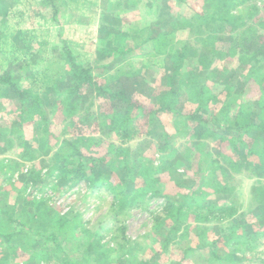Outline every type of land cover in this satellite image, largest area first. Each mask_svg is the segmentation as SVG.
I'll list each match as a JSON object with an SVG mask.
<instances>
[{
    "label": "trees",
    "instance_id": "1",
    "mask_svg": "<svg viewBox=\"0 0 264 264\" xmlns=\"http://www.w3.org/2000/svg\"><path fill=\"white\" fill-rule=\"evenodd\" d=\"M4 1L7 2L9 0H0V84L12 90L13 94H9L13 97V101L17 99V101H15L17 102V109L15 111H20V115L17 116L20 120L16 121L18 122L15 124L16 127L21 124V122L23 123V121L31 120L32 123L34 122L36 132H38L37 141L43 144L46 141L44 138L48 137L45 136V133L50 131L51 119L47 115V108L45 107L47 106L46 99H41L38 96L39 94L33 91L31 87L29 89L20 90L17 82L18 77L16 78L14 76V69L5 67L4 61L8 59V52L3 47L9 43L10 38H13V43L10 46L12 54L16 55V53L24 51L27 57H32V63L33 61L36 63L37 59L43 60L47 58L45 57L46 51L54 55L65 57L62 69L65 72V65L69 66V80L62 83L63 89L57 86L49 90L50 88L47 89L46 86V91H49L45 93L47 96L54 95L52 96L53 98L57 96L62 99L61 101L64 103L62 112L66 120L76 116L80 106H82L80 99L83 96L82 94L87 91L85 90L87 87V89L90 90L95 89L98 95L106 96L110 100L112 105L111 110H113V112L109 113V122L106 121L108 115H103V122L107 124L110 131L119 138L122 144L127 143L128 140L134 136L133 132L137 130L134 122L139 116L146 114L147 117L149 116L150 118L159 117L162 112L174 113L177 116V118L172 121L174 122L176 130L175 134H170L166 127L163 129V134L164 136L166 135V139L162 148L164 150L169 149L173 150V152H177L179 147H182L183 149L185 148L188 153L191 152V156H188V160L191 164H196L199 169L204 170V173L207 172L200 177L199 188L179 185L180 188L183 187V189L188 190V192L187 194H180V196H178L180 198L174 200L169 193H166V190L163 192L161 179L152 175V172L155 170H157V172L159 171L158 168H152V171L143 169L140 174L144 175V181L139 184L138 188H135V186L133 190V194H138L139 197L135 200L129 199L131 204H138L139 201H145L143 197L147 196L148 193L152 194V196H163L166 198L165 214L163 216H157L156 224L154 225V230L157 233H162L160 229L163 226L168 231V235L164 236L166 239L163 246L164 248L168 249L170 242L177 237V232L181 227L180 222L182 220L184 222L188 220L189 222L190 219L187 217L191 214L194 215L192 217L196 221L204 223L215 222L221 225L219 235H217L218 237L213 240H210V236L208 237L211 228H203L199 233L200 244L198 248H209L212 253L211 255L222 260L224 264H239L242 262V259L239 260L237 258V254H240V252H236L237 250L235 247L238 248V246L250 245V248H255L256 246L262 245L264 239V58H261L258 54H251V56H249L250 53L246 52V54L244 49L245 45L251 47L252 43L256 41V36H258L260 28H264V21L256 26L254 24H249L244 19L243 7L246 5H248L247 8L250 10L251 16L254 17L259 14L258 7L256 4L252 3V0H205L204 5L206 9H203L202 12L194 11L188 5L186 14L174 13L172 11V1L182 5L185 4L187 0H105V11L107 13L103 11L102 16L106 28L98 30L97 53H102L101 55H103V58H116L123 55L124 57H122V60L128 61L133 56H144L143 54H134L142 45L141 49L144 48L143 50L146 56H154L152 50L156 51V48H158L160 49V54L169 56L171 60L168 62L172 68V73L167 74L169 80L171 79L172 82V79L176 75L183 85V91L181 92L176 91L170 85V90L165 93L159 101L157 100V104H154V106L157 107H155V109H151L149 106L143 104V98L135 97V95H129L124 92V88L122 87L121 89H117L116 85H114V89H108L100 85L93 76V68L87 65L89 60L80 58V53L74 49L72 51L67 50L69 40L63 35V28H60L56 34L61 36L60 40L63 46L60 47L55 43L50 44V38L48 40L46 39V35L48 37L52 35V30H47L46 26L42 29L37 28V30L34 28L28 29L26 27L27 23L34 22L37 17L41 19L45 18L43 16V7H50L53 12V19L57 22L62 6L67 10L65 14L67 13L68 18H71L73 14L69 11L72 9L73 11L80 10V6L89 9V6L93 3L91 0H16L12 5L10 3L11 7L10 5L6 7L4 4L6 2ZM93 5L95 7L97 6V4L95 5L94 3ZM156 7L162 9L160 16H163L162 18L164 19H161V21L164 25H168L167 30H165L167 32H156L157 30H155V28L157 27L158 19L150 23L146 30L141 29L144 25L135 29L131 26L130 22L127 23L130 26H123L124 14H129L132 10H140L143 8L145 10L147 9V16H149ZM69 8L72 9L70 10ZM10 10L15 14L16 24L18 25L16 29L10 26L8 19ZM79 13V15H81L87 12L83 11ZM80 19L81 18H78L75 22L79 23L78 20ZM146 20L145 18L144 22ZM176 32L180 34L187 33L189 36L192 34L195 36L196 42L193 39L179 40L177 47H175L172 37ZM255 32H257V35ZM204 36H212L213 39L211 41ZM221 36H225V38L223 39ZM34 42L38 45L37 52H35L36 54L30 51L31 49L34 51ZM218 42L225 43L226 47L223 46V48L221 46V48H219ZM167 52H171L172 54H168ZM132 54L134 55L132 56ZM235 54L240 55L241 68L232 70L222 68L221 78L217 77L214 79L217 81L216 83L221 82V84H219L224 87H210V81L215 83L213 78H211V76L214 75L213 69L214 71H221L218 68H212L214 59H225ZM1 55L4 56V58H2ZM244 55H246L249 60L243 59ZM98 58H100V56ZM30 59H28L27 64H30ZM186 61H190L194 66L190 67L189 63L187 64L188 66H184ZM248 64L250 68H247L246 65ZM49 66H52V64L50 63ZM132 66L135 67V72L142 73L149 65L141 63L139 66L136 64ZM47 67L48 66H44L43 71H47ZM19 68H21V66ZM211 68V73L207 74ZM244 69L248 70V73L246 72L247 77L244 80L240 79L239 85L241 86L239 88V86H235L233 82L242 74L241 71ZM27 71L29 77H36L34 73L35 70H32V68H28ZM133 73L128 74V77L133 76ZM59 75L60 72L51 73V77L48 78V81L50 78H56L58 82H62L61 78H58ZM71 79H74V85H70ZM249 80L260 86L262 91L261 96L254 99L248 97L249 95H247L246 88ZM35 81L39 82L38 79ZM224 92V97L221 100ZM183 93L186 94V100L184 101L185 105L180 107L178 99ZM188 103L193 105V107L187 109L186 104ZM4 109L5 106L2 105L0 107L1 113L9 112L11 107H7L6 110L3 111ZM58 109L54 111L53 114L57 113ZM82 119L88 122L90 116H85ZM222 126L225 130L221 128ZM229 126L231 128H227ZM22 130L23 131L20 133L17 129L18 133L14 136L19 134V138H23L25 131L24 129ZM186 131H189L190 135L195 138V134L197 133V136L201 135V138L203 136L208 138L212 137L214 139L218 137L226 139L228 134L230 135L232 132H235L237 134L236 137L242 140L239 144L245 146L246 149L242 148L240 150L236 146H234V149L240 154L243 161L238 163L230 160L227 164L233 169L232 171L236 173H243L246 169L251 175L263 178L258 180V185L253 189L255 195L258 193L257 199L260 200L259 203L261 206V208L259 207V211L257 208V212H259L258 227L255 228L254 223H249L246 214H244V216H238L240 212L237 209L238 207H236V205L239 204L238 197L234 195V180L225 175L226 168L228 167L222 163L220 158V156L223 157L225 155L223 154L224 152L219 150L218 157L216 158L214 156V158H212L213 161H208L209 151L208 153L205 151L206 144L204 141H202L200 137L197 138L196 141L193 140L190 138L191 136H188ZM152 132L153 131L150 130L149 133L151 134ZM2 134L3 130H0V135ZM236 137L233 138V136H231L234 140ZM83 143L85 144L82 139L75 144L71 143L72 149L62 157L57 166L59 176L64 175L69 179L75 180L76 183L84 182L91 190L105 188L113 194L114 198L117 200H119L121 196L124 197L122 195L124 191L119 189L118 184H115L112 178H109L108 174L105 172L98 171V166L93 164L96 160L87 159L89 156L85 155L83 149L80 148ZM200 146L202 149L204 148V152L202 157L196 161L194 159L195 155L193 156V154H195L197 150H202ZM121 147L122 146H119V148ZM37 150L36 145H24L21 155L25 159L33 161L37 159ZM125 151L121 150V152ZM209 155L211 156V154ZM253 156H256L258 161H250V158ZM91 161H93V163H91ZM15 164L17 165L16 162H14V165ZM7 165H9L8 162L0 161V168ZM13 169L16 168L11 167V171ZM0 170L2 171V169ZM217 170L223 172H221L222 179L218 177ZM4 173L5 177H3V181L8 183L9 190L4 189L2 186V191H0V194L5 198L4 202L0 205V245L13 246L16 243L20 244V250L23 251L22 253L26 255L29 254L27 263L33 261L37 262V258H45L44 254H46V251L41 247L43 246L42 243L38 242L37 248L33 246L38 241L36 240L37 237H39V241L40 237L49 241H54L53 239L59 234L52 231V225H58L56 229L58 233H64L63 231L70 229L77 230L80 229L82 225L84 226L81 221L75 224L66 217H59V213L57 212L53 214L48 213L50 207L37 206V204L35 206L36 211L33 212L31 218H27L25 208L18 212L20 214L16 213L20 203L24 201L27 202L26 197H28V195H25V189L33 187L37 190L35 186L40 184L38 181H34L35 184L29 183V181L32 182L31 176L34 173L33 171L29 175L19 176L20 180H23L25 184H29V186H22L21 188H18L12 182L13 175L8 176L7 173H9V169ZM133 181H137V176L133 178ZM204 187H213L216 192L225 193L226 197L224 201L219 204L208 201V192ZM13 192L16 193L17 200L10 204L9 201ZM198 198H200V201L197 200ZM40 200H45V198ZM34 201V203H36L38 200ZM168 227L171 228L168 229ZM122 228L124 230L125 227ZM237 229L239 230L238 232H236ZM83 231L84 233L87 232L85 227ZM221 241L225 242L227 247H230V251H227L226 254L223 255H220L217 249L218 242ZM94 243L88 244V248L85 249V251H87L85 258L86 262L89 263L98 256V258H102L99 264H107L108 262L106 260L110 259L111 253L116 249L109 247L108 249L100 250L101 247L99 246L103 245L101 241L95 243L98 246H95ZM12 249H16V253L19 252L18 248L13 247ZM191 250H193V248L189 251ZM31 251L32 253H37L30 255ZM95 252H100V254L103 255L100 256L99 254H95ZM141 261L143 264H149L148 261ZM0 264H2L1 258ZM58 264L81 263L74 261L70 257H65L62 258L61 262Z\"/></svg>",
    "mask_w": 264,
    "mask_h": 264
},
{
    "label": "rangeland",
    "instance_id": "2",
    "mask_svg": "<svg viewBox=\"0 0 264 264\" xmlns=\"http://www.w3.org/2000/svg\"><path fill=\"white\" fill-rule=\"evenodd\" d=\"M15 1L16 0L4 1L6 2L4 4L6 7H9L10 3L12 5ZM91 1L95 5L97 4V6L95 7L92 3L89 9L80 6L81 9L75 11L69 8L70 10L72 9L69 11L73 14L71 18H68L67 13L65 14L67 10L62 6L57 22L53 19V12L50 7H43V16L46 19L37 17L34 22L27 23L26 27L28 29L34 28L37 30V28L42 29L46 26L47 30H52V35H49V37L46 35V39L48 40L50 38V44L55 43L60 47L63 46L60 40L61 36L56 34L60 28H63V35L69 40L67 50L72 51L74 49L80 53V58L89 60L87 65L93 68V76L100 85L108 89H114V85H116L117 89H121L122 87L124 88L123 91L129 95L143 98L144 102L142 103L149 106L151 109H155L156 106H154V104H157V100L159 101V99L170 90L171 86L176 91H183V85L176 75L172 79V82L171 79L169 80L167 74L172 73V68L168 62L171 60L169 56L160 54V49L158 48H156V51L152 50L154 56H146L143 50L144 48L141 49L142 45L134 54H143L144 56L136 57L132 54L133 57L128 61L122 60V57H124L123 55L116 58H103V55H101L102 53L98 54L96 51L98 30L106 28L102 16V12L105 11L106 8V3L105 0ZM252 3L256 4L258 7L259 14L254 17L251 16V12L247 8L248 5H246L243 7L244 19L249 24L258 26L257 24L264 21V0H252ZM204 4L205 0H187V2L182 5L172 1V11L174 13L186 14L187 6L189 5L194 11L202 12L203 9H206ZM160 7L154 8L149 16H147V9L145 10L143 8L140 10H132L129 14H124L123 26H130L127 24L130 22L133 28L138 29L144 25L141 29L146 30L150 23L158 19V24L155 28V30H157L156 32H167L165 30H167L168 25H164L161 21V19L164 18L160 16L162 13ZM11 10L8 19L10 26L16 29V26L18 27L16 24L17 21L14 12ZM83 11L87 13L79 15V12ZM78 18H81L78 20L79 23L75 22ZM145 18L147 20L144 22ZM255 33L257 35V32ZM190 35L191 36L187 33L180 34L176 32L172 37L174 46L177 47L179 40L193 39L196 42L195 36L192 34ZM256 37V41L252 43L251 47L245 45L244 51L245 53H250L249 56H251V54H258L261 58H264V28H260L259 34ZM221 38L224 39L225 36H221ZM12 43L13 38H10L9 43L3 47L8 52V59L4 61L5 67L14 69V76L16 78L18 77L17 82L20 90L29 89L31 87L33 91L39 94L38 96L41 99H46L47 106L45 107L47 108V115L51 119V126L50 131L45 133V136L48 137L44 138L46 141L43 144L38 143V132H36L34 122L32 123L31 120L23 121V123L21 122V124L16 127L15 124L18 123L16 121L20 120L17 117L20 115V111H15L17 109V102H15L17 99L13 101V97L9 94H13L12 90L0 84V107L2 105L5 106L3 111H5L7 107H11L9 112L1 113L0 110V130H3V134L0 135V161L8 162L9 164L0 168L2 169V171L0 170V191H2V186L4 189H8L9 186L8 183L3 181V177H5L4 172L7 169H9V173H7L8 176L13 175L12 182L18 188L29 186V184H25L23 180H20L19 176L29 175L33 171L34 173L31 176L32 182L29 181V183L38 181L40 185L35 186L37 190L33 187L25 189V195H28V197H26L27 202L24 201L20 203L16 213L25 208L27 218H31L33 212L36 211L35 206L37 204V206L50 207L48 213L53 214L57 212L59 213V217H66L75 224L81 221L84 226L82 225L81 228L77 230L70 229L63 231L64 233H58L56 231L58 225H52V231L59 235L53 239L54 241H49L43 237H40L39 241V237L36 238L38 241L33 247H36L41 242L43 246H40L46 251V254H44L45 258H37V262L33 261L27 263L29 254L26 255L22 253L23 251L20 250V244L16 243L13 246L0 245L1 263L58 264L61 262L62 258L70 257L81 264H99L102 258H98V256L93 261L89 263L86 262L85 258L87 251H85V249L88 248V244L101 241L103 245L99 246L101 247L100 250L108 249L109 247L116 249L111 253L110 259L106 260L108 262L107 264H143L141 260L148 261L149 264H224L222 260L211 255L212 253L209 248H198L200 244V231L205 227L211 228L208 237L210 236V240H213L219 235L221 226L219 223L199 222L193 219V214L188 215L187 218L190 219L189 222L188 220L186 222L183 220L180 222L181 227L177 232V237L170 242L168 249H166L163 246L166 240L164 236L168 235L167 229L163 226L160 229L162 233H157L154 230L156 217L165 214L166 198L163 196H152V194L148 193L147 196L143 197L145 201L138 200V204H131L129 202L130 198L135 200L139 197L138 194H133V190L135 186V188H138L139 184L144 181V175L140 174L143 169L152 171V168H158L159 171L157 172V170H155L152 172V175L161 179L163 192L166 190V193H169L174 200L180 198L178 197L180 194L183 195L188 192V190L183 189V187L180 188L181 185L198 187L199 180H201L200 177L207 173H204L203 169H199L196 164H191L188 160V156H191V152L188 153L185 148L179 147L177 152H173V150L169 149L164 150L162 148L166 139V135L164 136L163 134V129L166 127L170 134H175L176 130L174 122L172 121L175 120L177 116L174 113L165 112L160 113L159 117L150 118L149 116L147 117L146 114L139 116L134 122L137 127V130L133 132L134 136H132L127 143L122 144L119 138L110 131L107 124L103 122V115H108L106 121L109 122V113L113 112V110H111L112 105L110 100L106 96L98 95L95 89L90 90L87 89V87L85 88L87 91L82 94L83 96L80 99L82 106H80L76 116L66 120L62 112L64 105L63 101H61L62 99L57 96L53 98L52 96L54 95L47 96L45 93L57 86L62 87V83L69 80V66L65 65V72L62 69L65 57L54 55L46 51L45 57L47 58L43 60L37 59L36 63L35 61L32 63V57H27L24 51L16 53V55L12 54V51H10ZM218 46L222 45L219 44ZM37 49L38 45L34 42V51L33 49L30 51L34 54L37 52ZM167 53L172 54L171 52ZM99 56L100 58H98ZM1 57L4 58L2 55ZM28 59H30V64H27ZM225 59H228V63H225L226 67L232 68L233 66L238 67L239 64L241 65L239 54L233 55L232 58L226 57ZM243 59H248V57L244 55ZM223 60L224 59L215 58L213 68H218L217 66L223 68ZM50 63L52 66H49ZM141 63L148 64V68H145L142 73L135 72V67L132 65L136 64L139 66ZM188 63L190 67L194 66L190 61H186L184 66ZM18 66H21V68ZM44 66H48L47 71H43ZM28 68L35 70V78H31L27 75ZM231 68L229 69L232 70ZM211 71L212 68L207 74L211 73ZM54 72H60L58 78L60 77L62 82H58L56 78H50L48 81V78L51 77V73ZM221 72L222 70L218 72L213 69L214 75L211 76L213 81H215L214 78H221ZM131 73H133V76L128 77V74ZM245 73V71L242 73L243 76H246ZM36 79H38L39 82L35 81ZM240 79L241 78L238 76L233 82V84L239 86V88L241 86L239 85ZM210 83L215 88V83L212 81H210ZM74 84V79H71L70 85ZM46 86L47 89L50 88L48 91H46ZM246 90L247 95H249L248 97L252 99L262 95L260 86L258 87V85L254 83H250ZM224 94L225 92L222 94L221 98L224 97ZM178 100L180 102V107L185 105L184 101L186 100V94H181ZM192 107L190 103L186 104L187 109ZM57 109V113L53 114ZM85 116H90L88 122L82 119ZM227 128L231 127L229 126ZM17 129L20 133L23 131L22 129H24L25 135L23 138H19V134L14 136L18 133ZM150 130L153 131L151 134L149 133ZM186 132L188 136H191L190 138L195 141L197 140L190 135L189 131ZM231 136L234 138L237 134L232 132L227 140H222L218 137L213 142L208 141L211 145L206 146L205 151L207 153L209 151L208 161H213L212 158H214V156L216 158L218 157L219 150H222V152L224 150L223 154H225L224 156H227L229 160H225L224 156H220V158L222 163L228 167L226 168L225 175L234 180V195L238 197L239 204L236 205V207H238L237 209L240 212L238 216H244V214H246L249 223H254L256 228L259 225V212H257V208L259 211V207L261 208V206L259 203L260 200L257 199L258 193L255 195L253 189L258 185V180L263 178L251 175L246 169L243 173H236L228 166L227 163L230 160L238 163L243 161L240 154L234 149V146L240 150L242 148L246 149L245 146L239 144V142L242 141L240 138L236 137L234 140ZM80 139L85 142L80 148L83 149L85 155L89 156L87 159L96 160V162L94 161L93 163V161H91V163L98 166V171L105 172L108 174L109 178H112L115 184H118L119 189L124 191V193H122L124 197L121 196L120 199L117 200L114 198L113 194L105 188L91 190L84 182L76 183L75 180L69 179L64 175L59 176V170H57L59 161H61L62 157L72 149L71 143L75 144ZM24 145L37 146V159L30 161L22 157L21 152L23 151ZM119 146L123 148H119ZM200 148L202 149L201 146ZM121 150H126L127 152H121ZM203 152L204 148L201 151L197 150L195 154H193V156L195 155L194 159L198 161L202 157ZM209 154H211V156ZM253 160L258 161V158L253 156L250 158V161L253 162ZM14 162H16L17 165H14ZM11 167L16 169L11 171ZM217 172L219 175L218 177L222 179V171L217 170ZM136 176L137 181L134 182L133 178ZM204 188L208 192V201L214 204H219L224 201L226 197L225 193H218L213 187ZM10 198V204L14 203V201L17 200L16 193L13 192ZM42 198H45V200H40ZM4 199V196L0 194V205L4 202ZM199 199L200 198L197 200L200 201ZM34 200L38 201L34 203ZM44 219L47 220L46 218ZM84 227L86 228V233L83 231ZM122 227H125L124 230ZM169 228L171 227H168V229ZM238 231L237 229L236 232ZM95 246L98 245L95 244ZM13 247L18 248L19 252L16 253V249H12ZM192 248L193 250L189 251ZM217 249L220 255L230 251V247H227L225 242L222 241L218 242ZM235 249L237 250L236 252H240V254H237V258L239 260L242 259V262L239 264H264V239L262 245L258 247L250 248V245H242L241 247L238 246V248L235 247ZM32 251L30 255L37 253H32ZM95 254H99L100 256L103 255L100 254V252H95Z\"/></svg>",
    "mask_w": 264,
    "mask_h": 264
},
{
    "label": "crops",
    "instance_id": "3",
    "mask_svg": "<svg viewBox=\"0 0 264 264\" xmlns=\"http://www.w3.org/2000/svg\"><path fill=\"white\" fill-rule=\"evenodd\" d=\"M204 37H206L208 40H211V41H212V39H213L212 36H204ZM218 44H220V45L226 47L225 43H220V42H218ZM218 47L221 48V46H218ZM228 57L232 58V56H228ZM228 57H227V58H228ZM222 62H223V68H224V69H229V68H231V67H226V66H225V63H228V59H224ZM239 66H240V64L238 65V67L233 66L231 69H236V68H237V69H240L241 66H240V67H239ZM246 66H247V68H250V65H249V64L246 65ZM217 67H218L219 69L222 68V67H219V66H217ZM212 68H213V67H212ZM221 70H222V69H221ZM246 70H247V69H244V70H242L241 72H242V73H244V71L247 72L248 70H247V71H246ZM247 73H248V72H247ZM247 73H245L246 76H243V74H240L239 77H240L241 79L244 80V79L247 77ZM241 75H242V77H241ZM216 82H217V81H216ZM216 82H215V85H216L215 87H220V88H223V87H224L223 85H222V86L220 85L221 82H218V83H216ZM246 82H247V79H246ZM213 83H214V82H213ZM219 83H220V84H219ZM250 83H253V82H251V81L249 80L247 87H249ZM254 84H255V83H254ZM256 85H257V84H256ZM210 87H213V86L211 85V83H210ZM258 87H259V86H258ZM222 99H223V98H221V100H222ZM192 106H193V105H192ZM190 124H191V123H190ZM191 125H192V124H191ZM192 126H193V125H192ZM221 128L224 129L223 126H222ZM224 130H225V129H224ZM168 131H169V130H168ZM192 131H194V130H192ZM221 131H222V130H221ZM175 132H176V131H175ZM194 134H195V133H194ZM195 135H196V139L199 138V137L201 138V135L197 136V133H196ZM227 136H228V137H227L226 139H222V138H221V139H222V140H227V139L229 138V134H228ZM192 137H194V136H192ZM211 139H212V140H211ZM215 139H216V138H215ZM215 139L212 138V137H209V138H208V137H203V136H202V138H201V140L205 142L206 146L211 145V143H208V141H209V142H213V141H215ZM220 147H221V146H220ZM221 148H222V147H221ZM207 149H208V147H207ZM223 152H224V150H223ZM225 160H229V158H228L227 156H225ZM224 163H225V162H224Z\"/></svg>",
    "mask_w": 264,
    "mask_h": 264
}]
</instances>
